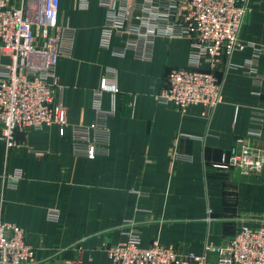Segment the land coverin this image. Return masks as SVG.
I'll use <instances>...</instances> for the list:
<instances>
[{
  "label": "crops",
  "instance_id": "1",
  "mask_svg": "<svg viewBox=\"0 0 264 264\" xmlns=\"http://www.w3.org/2000/svg\"><path fill=\"white\" fill-rule=\"evenodd\" d=\"M105 15L99 0L87 8L79 0H60L59 23L76 29L72 55L61 56L56 66L65 132L56 124L18 130L9 148L0 139V175L22 171L16 188H4L0 176V213L27 231L34 248L27 264H109L107 248L127 238L131 219L142 245L157 238L196 254L206 243L223 245L242 224H264V168L214 166L245 138L252 117L264 118V54L254 51L264 45V0H254L241 28L247 46L233 53L236 66L226 71L223 99L210 119L203 104L182 113L155 97L168 70L189 61L190 39L158 37L151 60L132 51L118 56L100 45ZM248 61L260 84L242 66ZM223 65L218 63L220 76ZM109 69L118 88L102 95V106L115 112L108 120L110 152L76 156L71 125L95 119L94 93ZM260 128L262 136L249 139L264 151V121ZM51 208L60 211L57 220L48 218ZM207 258L218 264L219 253L209 251Z\"/></svg>",
  "mask_w": 264,
  "mask_h": 264
},
{
  "label": "built area",
  "instance_id": "2",
  "mask_svg": "<svg viewBox=\"0 0 264 264\" xmlns=\"http://www.w3.org/2000/svg\"><path fill=\"white\" fill-rule=\"evenodd\" d=\"M89 1L79 0V6L87 8ZM99 1L106 11L100 45L118 56L132 51L137 59L151 60L158 37L191 40L189 61L168 70L166 85L155 97L173 103L182 113L203 104L202 113L210 119L223 99L226 71L236 66L231 61L233 53L247 46L240 31L254 0ZM59 6L60 0H0V139L8 148L17 143L18 130H42L56 124L63 134L69 124L67 108L56 100V66L61 56L72 55L76 29L59 23ZM254 51L264 54V45L255 46ZM222 60L224 73L220 76L218 63ZM202 61L209 67L203 68ZM242 66L256 84L261 83L256 67L249 61ZM105 90L118 91L111 69L94 93L95 119L71 125L76 156L95 158L110 152L108 120L115 112L102 106ZM252 121L245 138L225 151L215 167L244 172L264 168V151L249 139L262 136L264 118L254 116ZM0 176L4 188H16L22 171H4ZM59 216L58 209H49V219ZM128 223L127 238L107 248L109 264H209V251L219 253L218 264H264V224H242L223 245L206 243L205 252L196 254L179 252L157 238L144 246L136 222L131 219ZM33 251L27 231L0 213V264H27ZM69 263L78 264L76 260Z\"/></svg>",
  "mask_w": 264,
  "mask_h": 264
}]
</instances>
